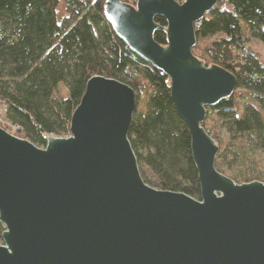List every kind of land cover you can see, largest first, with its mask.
<instances>
[{"label": "water", "instance_id": "obj_1", "mask_svg": "<svg viewBox=\"0 0 264 264\" xmlns=\"http://www.w3.org/2000/svg\"><path fill=\"white\" fill-rule=\"evenodd\" d=\"M218 3L104 5L120 40L170 79L202 199L145 183L129 140L136 93L96 76L69 137H50L39 148L0 127V264H264V183L238 184L220 173V147L203 127L206 109L237 89L233 73L193 54L195 24ZM157 32L166 46L155 41Z\"/></svg>", "mask_w": 264, "mask_h": 264}, {"label": "trees", "instance_id": "obj_2", "mask_svg": "<svg viewBox=\"0 0 264 264\" xmlns=\"http://www.w3.org/2000/svg\"><path fill=\"white\" fill-rule=\"evenodd\" d=\"M106 1L0 0V105L6 107V125L0 127L45 148L48 138L70 135L90 79L117 80L136 93L129 140L145 183L200 201L191 135L171 100V81L120 40L107 19ZM156 22L167 26L163 18ZM195 32L193 54L207 67L219 66L237 78L234 95L207 108L203 125L218 142L216 168L222 172L234 153L223 130L241 140L238 149L248 140L264 148V59L249 45L257 40L264 46V0H219L195 24ZM155 41L166 46V34L157 32ZM12 126L18 127L16 133ZM245 166L254 173L239 171L231 179L264 183V167L253 160ZM4 232L0 222V244Z\"/></svg>", "mask_w": 264, "mask_h": 264}, {"label": "rangeland", "instance_id": "obj_3", "mask_svg": "<svg viewBox=\"0 0 264 264\" xmlns=\"http://www.w3.org/2000/svg\"><path fill=\"white\" fill-rule=\"evenodd\" d=\"M133 1L136 2L137 0H133ZM64 14H65V8H64V4L62 3L59 9V15L63 16ZM249 45L261 55L262 59H264V46L259 41L251 40ZM259 107H262L260 103H259ZM11 131L13 133H16L15 130L11 129ZM222 135L226 140L228 141L231 140L232 143L231 150L234 153L229 155L227 161L221 167L222 172L220 173L224 174L229 178L231 177L233 178L234 176H236L239 171H247L248 174H253L255 168L248 170L245 169L246 167L245 165L249 162V160L258 162L262 167H264V148L256 144L255 141L248 140L245 144V149H238L236 148V146H238V144L241 141L239 138L233 137L232 135L228 134L227 131L225 130H223ZM63 138H67V137H63ZM234 181L236 182L238 180H234Z\"/></svg>", "mask_w": 264, "mask_h": 264}, {"label": "built area", "instance_id": "obj_4", "mask_svg": "<svg viewBox=\"0 0 264 264\" xmlns=\"http://www.w3.org/2000/svg\"><path fill=\"white\" fill-rule=\"evenodd\" d=\"M175 1L178 2L179 4H183L185 2V0H175ZM5 113H6V107L5 106L3 107V106L0 105V124H3V125H6L5 121L3 120V117H4ZM11 128L13 130H17L18 129V127H14V126H12Z\"/></svg>", "mask_w": 264, "mask_h": 264}]
</instances>
